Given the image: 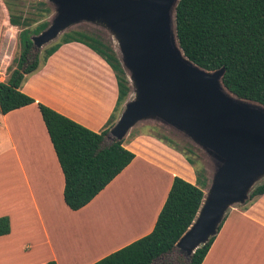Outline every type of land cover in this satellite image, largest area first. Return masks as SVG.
Instances as JSON below:
<instances>
[{"label": "crops", "instance_id": "0c3cea01", "mask_svg": "<svg viewBox=\"0 0 264 264\" xmlns=\"http://www.w3.org/2000/svg\"><path fill=\"white\" fill-rule=\"evenodd\" d=\"M43 64V78L56 83L55 89L41 97L32 94L23 82L22 91L91 130L103 129L118 96L115 74L105 60L85 44L72 41L62 44ZM125 142L127 139L123 145L135 153L132 161L89 203L73 210L64 202L63 172L36 103L0 114V155L13 154L21 172L19 204L0 210V215H9L11 224L10 232L0 236V243L4 237L10 240L15 228L22 233L32 231L43 235L52 247V252L36 264L49 259L57 264H91L149 233L173 177L195 183L196 173L184 155L162 140L141 135ZM4 190L7 194L8 189ZM118 200L126 202L127 213L106 225L99 233L104 234L102 240L88 241L76 255L69 251L58 254L51 237L66 233L80 222L99 223L103 211ZM247 204L228 210L201 264H264V194ZM31 207L35 223L28 219ZM93 245L99 251L91 257Z\"/></svg>", "mask_w": 264, "mask_h": 264}, {"label": "trees", "instance_id": "16d2710c", "mask_svg": "<svg viewBox=\"0 0 264 264\" xmlns=\"http://www.w3.org/2000/svg\"><path fill=\"white\" fill-rule=\"evenodd\" d=\"M40 15L50 13L39 2ZM33 18L8 13L11 25L21 26L20 51L13 55L0 80V113L36 103L64 176L63 199L73 210L89 203L135 157L123 145L124 139L105 143L126 100L130 85L126 72L113 47L99 36L81 31L64 32L60 39L44 49L42 58L31 55L33 34L47 27L44 19L33 28ZM36 20V19H35ZM177 39L185 55L209 70L224 67L223 84L239 97L264 104V0H179L175 9ZM81 42L101 56L113 70L118 96L105 127L94 131L22 91L26 76L45 62L62 44ZM159 139L181 151L196 173L191 183L174 176L166 199L152 230L91 264H154L170 253H178L175 244L193 222L201 205L208 178L205 169L190 153L184 152L167 135ZM264 194V181L256 184L244 204ZM226 215L223 219L225 220ZM223 221L219 225L221 228ZM11 230L9 215H0V236ZM216 235L200 245L183 264H201ZM44 264H57L54 259ZM176 264V263H174Z\"/></svg>", "mask_w": 264, "mask_h": 264}, {"label": "water", "instance_id": "95a60500", "mask_svg": "<svg viewBox=\"0 0 264 264\" xmlns=\"http://www.w3.org/2000/svg\"><path fill=\"white\" fill-rule=\"evenodd\" d=\"M54 13L31 36L40 48L79 22L105 27L114 36L132 95L107 138L123 139L139 121L155 119L190 138L214 167L198 212L175 246L187 260L216 235L234 204H244L264 177V104L242 98L222 81L224 67L209 70L179 45V0H48Z\"/></svg>", "mask_w": 264, "mask_h": 264}, {"label": "rangeland", "instance_id": "374dc122", "mask_svg": "<svg viewBox=\"0 0 264 264\" xmlns=\"http://www.w3.org/2000/svg\"><path fill=\"white\" fill-rule=\"evenodd\" d=\"M40 1H44L47 4V6L50 8V13L48 14L43 13V15L39 14L40 13L39 6H41L39 3ZM9 12L15 15H22L24 17H29V19L30 17L33 18L34 21L33 20L30 21L31 22L30 27L33 28L35 25H37L40 21L44 19L50 21L54 13V10L52 4L48 0H0V80H2L4 76H6L5 67L11 61L12 56L18 55L20 51L18 33L22 29V27L11 25L7 21V16ZM71 30H81L99 36L105 42L109 43L113 47L118 57L120 56L117 42L114 36L109 32V30H107L105 27L101 25H97L85 21L75 23L69 26L64 31L59 33V35L55 39L44 44L42 47L40 48L33 47L31 51V55L36 53L41 59L44 54L45 48L49 47L52 43L58 41L64 32ZM43 63H44L43 61H40V64L37 67V69L26 76V80L24 81V83L26 82L25 88L31 90L32 94H36L41 97H47L46 96L47 91L54 90L56 87L55 86L56 83L51 82L49 80L47 83V80L43 78V75L45 73L43 70L44 68ZM125 72L126 75H128V72L127 71ZM60 83L63 85L62 82ZM129 85H130V91L127 98H129L132 95V86L130 82ZM141 135L151 136L156 139H159L158 136L167 135L174 141L177 147L181 149L184 148L183 149L184 152H187L188 149H191L192 153H190L189 155H191L194 159L198 160V164L204 167L207 178L208 180H210L214 167L212 159L207 155V153L202 148L196 145L190 138H188L182 132L174 129L169 125L162 123L161 121L155 119H146L137 122L129 130V132L126 134V136L123 139L124 140L127 139V142H129L130 140H133L137 136H141ZM110 140L111 139L106 137L105 143L110 142ZM7 142L10 143L9 141ZM162 142L165 145H167L169 148H172L178 153L184 155L181 151L177 150L176 148L166 143L165 141L162 140ZM12 155L10 153L3 154L2 156L0 155V210H3L13 205L15 208L16 205L19 204L21 199V196L19 195L21 172L17 164V158L14 155L13 156ZM151 172H152V167L148 169V173ZM7 179L14 183L8 184V181H6ZM5 181L7 184L3 183ZM263 181H264V177L259 179L256 182V184ZM11 187H14V189H11ZM206 188L207 186H205L204 190ZM4 189H8L7 194ZM259 196L260 195L255 196L253 200H256L257 197ZM108 206L109 207H107V209L103 211V216L102 218L100 217L99 223L95 222V220L90 223L80 222L78 224H75L74 228L68 230L66 233L51 237L52 245L56 249L58 254L63 255L65 251H69L72 255H74L73 252H71L70 250L71 246L72 247L76 246L77 248H79L78 251H81L80 247H82V245L85 244L86 241L87 242L94 241L99 237L102 240L104 238V234H99V233L103 232L104 229L107 228L106 225L114 223V220H116L119 215L127 213L126 202L124 200H118L113 205L110 204ZM244 206L246 207V205ZM244 206H242L241 204L233 205V207H239V208H242ZM31 214L32 215L28 214V219L29 218L32 219L33 223H35L32 207H31ZM98 251H99L98 247L93 245V251L90 256L91 257L94 256V254H96ZM51 252H52L51 244L45 243V237L43 235L36 233L33 234L32 231H27L24 233H22L21 231L17 232V229L15 228V233L10 237V240H7L6 237L1 239L0 264H33L34 262L36 264ZM185 260L186 258L182 253L174 252L158 258L154 262V264H174V263L183 264L185 263ZM77 262L80 263L81 261L79 260Z\"/></svg>", "mask_w": 264, "mask_h": 264}, {"label": "bare ground", "instance_id": "6f19581e", "mask_svg": "<svg viewBox=\"0 0 264 264\" xmlns=\"http://www.w3.org/2000/svg\"><path fill=\"white\" fill-rule=\"evenodd\" d=\"M86 244H87V241L85 242ZM89 243H90V241H89ZM76 245V244H75ZM88 245V244H87ZM83 247H84V244H83ZM87 246H85V248H86ZM84 248V249H85ZM88 248V247H87ZM78 249L79 248H77L76 246H71V248H70V250H71V252H73V254L75 255L76 253H77V251H78ZM83 248H81V250H82ZM86 250V249H85ZM70 254V253H69Z\"/></svg>", "mask_w": 264, "mask_h": 264}]
</instances>
